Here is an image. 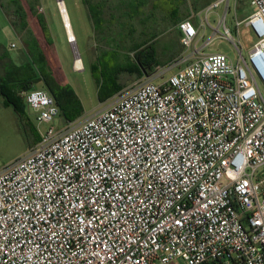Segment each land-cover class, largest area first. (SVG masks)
Wrapping results in <instances>:
<instances>
[{"label":"built area","instance_id":"2783aa9c","mask_svg":"<svg viewBox=\"0 0 264 264\" xmlns=\"http://www.w3.org/2000/svg\"><path fill=\"white\" fill-rule=\"evenodd\" d=\"M229 2L206 12L226 6L232 40ZM249 2L246 54L195 49L0 170V264H264V0ZM207 16L178 23L184 48ZM24 98L40 123L60 113L44 88Z\"/></svg>","mask_w":264,"mask_h":264},{"label":"rangeland","instance_id":"374dc122","mask_svg":"<svg viewBox=\"0 0 264 264\" xmlns=\"http://www.w3.org/2000/svg\"><path fill=\"white\" fill-rule=\"evenodd\" d=\"M2 1L5 3L7 0ZM83 1L84 0H64L69 13L70 25L75 35V45L68 41V36L59 12L57 0H25V2L23 0H17L16 5L21 8L20 17L22 20L20 18V20L18 19V22L21 21V24H25L26 31L28 33L30 32L29 34L37 40L46 55L49 70L52 71L58 79L55 70L50 63L48 54L43 47L40 36L34 29L33 22L39 24L43 35L47 38L54 51L59 68L61 70L63 69L67 79L64 81L58 79V81L70 85L76 91L83 103L85 113L82 118H85L88 115L93 114L102 106L106 105L110 99L103 103L100 102L97 97V85L91 64L93 63L98 71V57L102 50L100 47L106 48L107 46L104 43L90 41L92 26ZM155 1L161 5V11H164V9L167 10L179 7V16L183 13H187L188 16L191 14L195 15L196 18L192 19L193 22L194 20L199 22L201 17L204 18L207 14L209 24L206 25L204 34L203 30H201V33L197 36L194 44L188 49L184 48L179 43V32L177 31L176 26L160 33L152 40V45L155 48L159 65L153 69L151 75H145L141 78L132 73H124L121 76V79L128 86H132L139 80L153 78L157 75L162 77L172 73L178 69L183 59L188 58L193 54L195 49L201 50L204 53L221 50L230 56L235 57L237 55V49L234 43L240 45V47L243 48L244 54H246L248 49L256 41V36L250 28L243 23L240 26L236 25V20L242 21L252 12L249 0H230L229 2V11L226 15L225 23L231 31L233 36L232 40L222 38V24L219 27V31L215 30L224 16L226 10L225 5H221L219 8L206 12L207 8L215 0ZM25 3L32 11L31 21L27 20ZM161 11H158L157 14V21L159 24L156 27L153 26L154 28H152V30H147L146 36L137 32V34L133 37V41H142L145 38L152 37L155 32H160L164 29L162 25L160 26L162 23L161 21L165 19H162L164 14ZM167 23L168 22L166 21V24ZM137 27L139 29H143L141 24H137ZM9 28L12 29L10 19L5 13V10L0 7V41L3 43L5 48L14 53L20 49L22 45L16 33L14 31L12 32ZM130 45L131 42L123 41L119 45L120 55H118V60L113 52H110L105 57V60L111 65L118 64V62H125L126 55L130 57L133 56V53L127 52ZM75 48L83 61V67L80 70L74 69V60L76 56ZM96 74L98 75V73ZM156 81H158V79H156ZM35 86L39 87L40 84H36ZM24 106V110L27 115L24 123H19L18 125L13 120H8L5 124L0 123V170L12 162L28 155V153L39 143L38 136L46 133L50 127L60 130L72 122L65 120L63 114L59 113L52 120V122L40 123L37 119V113L35 110L32 109L25 101Z\"/></svg>","mask_w":264,"mask_h":264},{"label":"trees","instance_id":"16d2710c","mask_svg":"<svg viewBox=\"0 0 264 264\" xmlns=\"http://www.w3.org/2000/svg\"><path fill=\"white\" fill-rule=\"evenodd\" d=\"M23 1L25 2V0ZM16 3L17 0H9L5 7L6 9L15 7L14 15L20 20L21 8ZM83 4L92 24L93 38L97 43H104L107 46L106 48L100 47L102 50L98 57V71L95 65L91 66L97 85V97L100 102L107 101L124 88L125 83L121 79L124 73H132L138 77L151 75L153 69L159 65L151 41L160 33L177 26L179 22L188 17L187 13H183L181 16L178 15L179 7L161 11V5L155 0H84ZM25 6L27 20L31 21L32 11L26 3ZM158 11L164 14L162 19L165 18V21H161L163 24H160L164 29L155 32L152 37L145 38L142 41H133V37L138 31L137 24L145 26L146 29L149 24L151 30L154 28L153 26L156 27L159 24L157 21ZM33 26L40 36L58 79L61 81L67 80L63 69L59 68L54 51L43 35L39 24L33 22ZM25 27L26 25L22 24V28ZM141 34L146 36L147 32ZM123 41L131 42L127 52L133 53V56L126 55L125 62L111 65L105 60V57L113 52L118 60V55H120L119 45ZM27 46L32 56V62L21 66H13L7 71V79L3 81L1 95L4 97L6 104L12 105L18 115H24L25 100L20 94H17V91L29 90L33 85L41 84L55 98L60 113L63 114L65 120L76 121L81 119L84 116L85 109L76 91L70 85L59 82L52 71L49 70L46 55L35 38L32 37L27 42ZM38 138L39 140H37L40 141L41 136L39 135Z\"/></svg>","mask_w":264,"mask_h":264},{"label":"crops","instance_id":"0c3cea01","mask_svg":"<svg viewBox=\"0 0 264 264\" xmlns=\"http://www.w3.org/2000/svg\"><path fill=\"white\" fill-rule=\"evenodd\" d=\"M8 2H9V0H7L5 3L2 0H0V7L5 10V13L7 14L8 18L10 19L12 29L11 28H9V29L12 32L14 31L16 33L18 39H20V41H21L22 47L20 49H18L17 51H15L14 53H12L7 48H5L3 43L0 41V123L5 124L8 120L9 121L13 120L16 122V124L19 125V123L22 124V123H24V121H26L25 119L27 118V115H26V113H24V115H22V116L18 115L17 112L14 110L12 105L6 104L4 97L1 95V88L4 85L3 81L7 79L6 74H7L8 70H10L13 66H21V65L32 62V56H31L30 51L28 49L27 42L29 40H31V38L33 36H31V38H30L29 33L26 31V27L23 29L22 24H21L22 22L21 21L18 22L19 20L14 15V8L15 7L14 8L13 7H11V8L7 7L8 9H6L5 6H7ZM91 26H92V24H91ZM147 26L150 28L147 27V29H146L145 26L144 27L142 26L143 29L138 28L137 32L139 34H141V33H144L145 31L147 32V30H151V26L149 24ZM176 29H177V26H176ZM177 31L179 32L178 29H177ZM93 35L94 34H93V28H92V35L90 37L91 42L95 41V39L93 38ZM151 43H153V42L151 41ZM100 54H101V52L99 53V55ZM92 65H93V63L91 64V66ZM175 71H173V72H175ZM169 74H171V73H169ZM168 75H165V76H168ZM139 78H141V77H139ZM139 81H141V80H139ZM35 85H33L32 88H43V86L41 84L39 87H36ZM129 86L125 84L124 88L129 87ZM44 89H46V88H44ZM25 91H21V92L17 91V94H20L24 98V92ZM24 100H25V98H24Z\"/></svg>","mask_w":264,"mask_h":264},{"label":"bare ground","instance_id":"6f19581e","mask_svg":"<svg viewBox=\"0 0 264 264\" xmlns=\"http://www.w3.org/2000/svg\"><path fill=\"white\" fill-rule=\"evenodd\" d=\"M57 3H58L59 9L61 10V13H62L61 15H62V18L64 20V23L66 24V29H67V32L69 34V37H71L73 40L75 36H74L73 30H72V27L70 25L69 13H68L66 4H65L64 0H57ZM75 43H76L75 40H73L72 44L75 45ZM75 53H76V56H75V60H74V69L80 70L83 67V61H82V58L79 55L77 49H76Z\"/></svg>","mask_w":264,"mask_h":264},{"label":"water","instance_id":"95a60500","mask_svg":"<svg viewBox=\"0 0 264 264\" xmlns=\"http://www.w3.org/2000/svg\"><path fill=\"white\" fill-rule=\"evenodd\" d=\"M59 12H60V14H62L60 9H59ZM61 17H62V15H61ZM62 21H63V24H64V28L66 29V24L64 23L63 18H62ZM66 33H67V36H68V41L72 43V41L75 40V37H74V39L72 40V38L69 37V34H68V32H67V29H66Z\"/></svg>","mask_w":264,"mask_h":264}]
</instances>
